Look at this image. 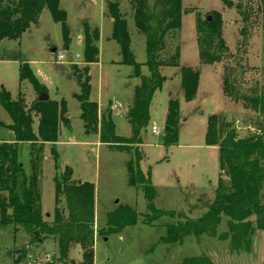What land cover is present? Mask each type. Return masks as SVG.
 Returning <instances> with one entry per match:
<instances>
[{
  "label": "rangeland",
  "instance_id": "1",
  "mask_svg": "<svg viewBox=\"0 0 264 264\" xmlns=\"http://www.w3.org/2000/svg\"><path fill=\"white\" fill-rule=\"evenodd\" d=\"M113 2L126 15L130 49L141 66L142 75L148 76L145 39L135 31L129 0H60L59 7L66 13L67 46L61 23L52 19L47 7L40 12L37 23L30 25L18 40H0V86L10 92L13 100L22 96L29 106L39 97V92L27 80H19L21 62L29 64L50 100H65L68 124H60L61 135L55 146L57 172L69 166L72 180L94 185V264H178L183 258L200 255L209 256L216 264H264V231L255 233L249 254H233L228 241L207 234L199 238L188 235L181 243L160 240L167 226L185 217H201L215 196L220 175L219 152L217 147L206 146L204 142L208 117L219 114L233 125L241 138L256 131L258 115L246 107L243 99L264 91L263 0H181L183 13L177 35L179 66L160 68L165 79L152 96L149 122L140 133V169L150 173L156 192L154 206L173 213L164 214L151 224L142 222L148 209L141 187L128 184L126 164L133 159L131 151L116 150L101 143L97 140L98 134L85 135L79 103L74 97L80 88L72 66L76 65L79 72L84 65L83 24L87 23L101 33L96 41L98 63L90 65L88 72L89 99L98 103L99 116L111 113L116 135L132 136L126 113L140 80L133 76L132 66L121 63L119 45L111 38L108 4ZM215 12L220 15L221 37L228 51L220 62L202 64L196 40V17L201 21L207 17L212 20ZM60 54L63 58L59 61ZM181 67L199 70L198 88L189 101L185 100L180 85ZM225 77L232 96L223 92ZM171 100L178 103L175 123L178 134L176 143L166 145L164 125ZM10 122L8 113L0 105V141L14 140L13 133L6 128ZM152 126L157 127V134L151 132ZM36 127L35 117L33 129ZM43 146L39 179L41 209L51 220L57 172L51 145ZM27 148L28 144H23V162L27 160ZM119 205L133 207L137 222L109 234L100 232L105 226L106 214ZM226 229V218H223L217 231ZM17 259H20L18 264H81L82 249L73 245L68 257L60 259L55 239L29 244L24 230L15 231L12 225L1 227L0 264H14Z\"/></svg>",
  "mask_w": 264,
  "mask_h": 264
},
{
  "label": "trees",
  "instance_id": "2",
  "mask_svg": "<svg viewBox=\"0 0 264 264\" xmlns=\"http://www.w3.org/2000/svg\"><path fill=\"white\" fill-rule=\"evenodd\" d=\"M60 0H0V40H18L30 25L37 23L44 7L52 19L61 23L64 45L69 43L66 13L59 7ZM228 1H225L227 3ZM135 31L145 39L146 66L149 75H142L141 66L130 49V36L125 13L120 12L117 2L109 3L112 20L111 38L119 45L121 63L133 67V76L140 82L133 90V100L126 117L132 128V136L116 135L111 113L98 116V104L89 99L90 65L98 62V28L83 24V63L78 72L72 66L80 91L74 97L79 103L80 119L86 135H99L101 143L116 150L131 151L128 160V184L141 187L147 200V209L142 222L151 224L164 214L172 212L156 209L155 189L150 173L140 169L142 129L149 122V106L154 92L161 88L164 76L161 67H178L180 48L177 35L183 13L181 0H129ZM230 4V3H229ZM264 5V0H263ZM211 21L196 17L195 30L199 59L202 64L220 62L228 51L221 37L220 15L215 12ZM198 15V14H197ZM247 17V16H246ZM19 80H27L40 93L44 87L39 83L27 62H21ZM199 82V70L181 67L180 85L185 100H192ZM228 79L223 78V92L232 96L227 88ZM238 100V96L234 97ZM246 107L256 112V131L241 138L233 125L219 114L208 117L204 142L217 147L220 175L215 196L207 211L199 218H183L166 227L160 238L163 243H181L188 235L199 238L203 234L228 241L233 254L252 250L256 232L264 231V91L243 99ZM177 101L169 102L164 125L165 144L177 141ZM0 105L8 113L11 122L6 125L14 136L11 142L0 141V228L12 225L16 231L24 230L29 244L43 242L47 238L57 241L60 259H66L73 245L82 249L81 264H94V185L91 182L72 180V169L65 166L57 172L58 152L55 143L60 134V124L66 126L65 100L39 101L38 98L26 105L22 96L16 100L10 92L0 86ZM37 118L36 130L33 129ZM51 145L57 175L54 177V209L51 220L41 209L39 179L42 172L40 157L43 145ZM23 144H28L27 160L22 161ZM133 148V149H131ZM43 158V157H42ZM221 174H224V178ZM136 210L128 205H119L106 214V223L100 232L118 231L137 222ZM226 218L227 229L218 233L222 219ZM23 253H26V249ZM17 259L14 264H18ZM178 264H216L209 256L186 257Z\"/></svg>",
  "mask_w": 264,
  "mask_h": 264
},
{
  "label": "water",
  "instance_id": "3",
  "mask_svg": "<svg viewBox=\"0 0 264 264\" xmlns=\"http://www.w3.org/2000/svg\"><path fill=\"white\" fill-rule=\"evenodd\" d=\"M206 19H207L208 21H211V17H207ZM112 20H113V19H112ZM52 52H55V48L52 49ZM48 99H49V96H48L47 93L42 92V93L39 94V97H38V100H39V101H46V100H48ZM27 250H29V248H27Z\"/></svg>",
  "mask_w": 264,
  "mask_h": 264
},
{
  "label": "built area",
  "instance_id": "4",
  "mask_svg": "<svg viewBox=\"0 0 264 264\" xmlns=\"http://www.w3.org/2000/svg\"><path fill=\"white\" fill-rule=\"evenodd\" d=\"M57 58H58V60L60 61V60H62V58H63V55H58L57 56ZM151 132L153 133V134H157L158 133V129H157V127L156 126H152L151 127Z\"/></svg>",
  "mask_w": 264,
  "mask_h": 264
},
{
  "label": "crops",
  "instance_id": "5",
  "mask_svg": "<svg viewBox=\"0 0 264 264\" xmlns=\"http://www.w3.org/2000/svg\"><path fill=\"white\" fill-rule=\"evenodd\" d=\"M99 30V36H100V29H98ZM96 63H98V62H96ZM96 63H94V64H96ZM94 64H91V65H94ZM84 66V65H83ZM98 104V103H97ZM130 106V105H129ZM128 106V107H129ZM98 116H99V107H98ZM115 126V125H114ZM60 135H61V133L59 134V137H58V141H59V138H60ZM86 135V134H85ZM95 135H97V134H95ZM98 141H100L99 139H97ZM58 141L55 143V146H56V144H58ZM67 144H69V142H66ZM48 144V143H47Z\"/></svg>",
  "mask_w": 264,
  "mask_h": 264
}]
</instances>
